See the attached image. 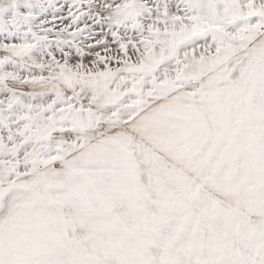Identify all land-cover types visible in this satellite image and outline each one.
Listing matches in <instances>:
<instances>
[{"label":"snow or ice","instance_id":"6c2138e0","mask_svg":"<svg viewBox=\"0 0 264 264\" xmlns=\"http://www.w3.org/2000/svg\"><path fill=\"white\" fill-rule=\"evenodd\" d=\"M0 264H264V0H0Z\"/></svg>","mask_w":264,"mask_h":264},{"label":"rangeland","instance_id":"374dc122","mask_svg":"<svg viewBox=\"0 0 264 264\" xmlns=\"http://www.w3.org/2000/svg\"><path fill=\"white\" fill-rule=\"evenodd\" d=\"M60 2H63V0H60Z\"/></svg>","mask_w":264,"mask_h":264}]
</instances>
